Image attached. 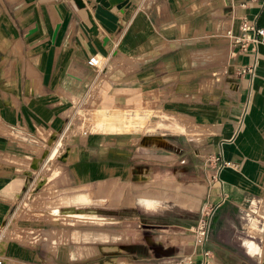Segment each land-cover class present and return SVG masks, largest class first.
I'll use <instances>...</instances> for the list:
<instances>
[{"label":"crops","instance_id":"1","mask_svg":"<svg viewBox=\"0 0 264 264\" xmlns=\"http://www.w3.org/2000/svg\"><path fill=\"white\" fill-rule=\"evenodd\" d=\"M83 2L79 7L73 0H0V228L11 193L26 186L33 174L28 175L26 166L40 154L37 144L52 133L66 141L67 130L72 138L65 156L57 157L53 183L57 189L74 187L76 193H88L94 184L95 208L102 204L104 185L111 184L110 215L127 220L128 226L111 231L127 242L134 236L133 244L122 249L126 264H158L145 253L160 246H174L175 264H264V43L258 46L253 70L238 73L252 64V56L228 58L224 35L235 27L229 12L264 28V0ZM89 19L95 33L87 30ZM91 57L96 66L87 64ZM157 99L160 106L153 109ZM87 105L93 107L95 129L70 134L72 121H77L68 112ZM200 110L211 118L205 126L219 127L204 135L210 146L203 153L230 163L216 178L202 179V200L216 204L204 242L206 263L193 233L180 247L158 242L169 240V226L154 213L168 200L145 193L136 201L134 194L138 176L150 181L152 174L167 175L168 170L174 176H202L179 143L184 128L199 125ZM168 111L173 118H166ZM183 111H190V120L179 113ZM160 114L165 117L161 129L174 123L171 129L181 131H148V122ZM192 140L198 143L197 137ZM49 160L47 152L36 170L48 172ZM123 185L128 194L120 196ZM48 200L42 209L53 216L46 209ZM176 222L171 235L183 228ZM117 241L108 248L119 249ZM6 245L0 251L3 258ZM136 250L144 255L136 256Z\"/></svg>","mask_w":264,"mask_h":264},{"label":"rangeland","instance_id":"2","mask_svg":"<svg viewBox=\"0 0 264 264\" xmlns=\"http://www.w3.org/2000/svg\"><path fill=\"white\" fill-rule=\"evenodd\" d=\"M157 102L158 99L155 102L156 104L154 103V105L157 106H152L153 109L159 108L160 105H158L159 102ZM77 108L78 107L74 109L78 110L77 112L75 111V113H72L73 110L68 112V115H74L76 118L75 120L77 121L74 123L72 121L73 126L70 130V134L78 133V131L80 133L87 131L89 132L95 129L96 125L93 124L92 120L93 107L91 108L87 105L81 107L80 110ZM179 113L183 115L185 114V116L188 115L186 119L190 120V111H183ZM171 114L173 113L168 111L166 118H173L172 116H170ZM205 114L206 112H203V110H200L198 112V121L196 123H198L199 125L184 128L182 130L183 138H180L183 144L181 143V141H179L182 152L184 154L189 153V155L192 156V158L191 156H187L189 157V162L195 164L199 169L200 175H202L197 176L199 177L198 180L200 179L199 182L192 180L186 181L188 179L194 180L197 178L195 177L194 172L192 174L186 173V175L181 174L179 176H174L171 174L173 172L168 170L167 175L152 174L150 177V181H143V176L137 177V179H140V186H135L139 187L136 188L134 193L137 195V197L135 195L136 201L141 196L145 195V193L158 195L161 194L164 199L168 200L167 203L161 204L164 209H157L156 213L153 212L156 218L161 217L160 219L165 220L167 222V225L169 226L165 228L169 233L167 235V239L169 240L165 243L162 240L158 241L162 244L176 243V247H180L178 246L179 243H187L188 240L191 239V235L193 233L192 227L196 225V222L201 215V209L205 206V203L208 204L206 201L202 200L204 190V183L202 179L205 178L206 181H209L211 179L210 175L212 170L214 169V160L212 159V154L203 153L202 149L206 146H210V143H208V140H206L204 135H208V133H210L212 130L219 129V127L208 128L207 126H205L206 122L211 120L210 117L204 116ZM162 118L165 117H162V115L160 114L159 119H151L147 125L148 131L156 134H158L159 132L166 134L170 132L177 133V131H181L178 129H171V125L174 123H167V128L161 129L160 125L164 127ZM0 131L2 130L0 129ZM49 132L47 131L46 133L42 134V139H44V136L48 135ZM64 134L67 136V139L66 141L64 139L60 141L61 145L57 150H55V147L50 148L54 141L55 134L53 133L46 137V142L41 141L37 144L38 146H40V148L37 149V151L40 150V154H38V157L30 160L28 166H26V170L29 172L28 175L30 173H33L32 176H27L26 178L28 184L22 189L18 188L15 193L13 191V193H11V198L8 204V208L10 207L9 213L2 223L5 233L2 235L0 240V251L3 249V246L7 244L5 246V250L3 251V256L4 259L7 260L8 264H126L125 260H127V255L125 252L123 253L122 249L127 246V244L125 243L131 242L130 245L133 244L134 236H130L129 242L125 240L117 241L116 245L120 244L119 249L117 247L115 249H110L108 248V246L111 245V243L81 240L79 236L76 235V231H80V233L83 234L82 232L87 228L106 229L110 231L116 225H119V229L128 228V226L126 225L127 220L123 221L124 219H119L118 221L112 218V216L110 215L111 211L113 210L111 206L112 204H110V195L112 194V187L110 183L108 185H104L102 204L101 206L97 205L96 208L94 206L96 200L93 199L94 184L87 187L88 193H91L90 199H88L87 205L82 206V208L76 209L77 211L81 210L80 212H77L75 210L74 205L77 203H83L85 201L64 202L63 197L54 198L56 196H62L64 194L76 193L74 191V187L57 189L56 182L53 183V178L56 174V171H53V167L59 161L57 157L60 155L61 157L65 156L67 151L65 150V148H67L66 142L72 138L70 137V135L68 136L67 130L66 133L64 132ZM185 135L188 140H185ZM194 137L198 138V143L193 140L191 141V139ZM30 141L34 142V139H31ZM225 145L226 144L224 143L223 146ZM47 152L49 155H51L52 152H55L52 156H50V160L48 161L51 163V165H46V168L43 166L41 167L45 168V171L48 170V172H43L41 169L40 171H37L36 169L39 162ZM52 157L54 158L52 159ZM48 162L44 164H48ZM33 170L35 171L33 172ZM37 173L39 175L37 178H35ZM40 173L42 175H40ZM45 173L47 174L45 175ZM44 175L46 176V181ZM147 177L149 178V175H144V178ZM175 179L184 181L177 182L175 181ZM144 187H150L152 190L142 192L141 190L144 189ZM161 187L166 189L164 193H160L157 190ZM15 194H17L16 197ZM125 194L127 195L128 191L126 190V186L123 185V191L119 193V195L124 196ZM48 198H50L51 200L46 201V209L48 210V212L52 209L60 210L61 213L58 214L59 216L54 215L53 213L50 214L54 217L49 216L43 211V203ZM175 204L184 208L178 207ZM263 205L264 199L261 204V210ZM60 206H64L63 209H61ZM67 211H73L75 214H95L97 218L100 217L99 220H101L103 223L99 225H97L96 223H79L78 221L81 220L79 218L75 217V221L74 218L66 217L65 215L68 213ZM124 218L126 219V217ZM174 221H177L176 224L181 221L183 228L181 229L180 233L175 234L173 232V235H171V229H175L174 226H172ZM5 227H7V229H4ZM176 230L179 229L176 228ZM174 235L176 237H174ZM173 249L174 246H169L166 250H162L160 246L157 250H153L150 255L147 253H145V255L152 257L150 259L152 263L157 262L158 264H175V260L179 257H176L174 255ZM134 252L136 256L144 255V252L142 251L139 252L138 250H136Z\"/></svg>","mask_w":264,"mask_h":264},{"label":"built area","instance_id":"3","mask_svg":"<svg viewBox=\"0 0 264 264\" xmlns=\"http://www.w3.org/2000/svg\"><path fill=\"white\" fill-rule=\"evenodd\" d=\"M229 21L235 22L234 28H227L224 31V35L227 39V57L234 60L236 57L249 54L252 56V64L248 66H242L239 68L238 73H245L246 71H252L255 66V57L257 55L258 46L264 43V28L256 25L253 21L246 19L244 16H235L228 13ZM88 65L96 66V63L91 57L87 60ZM61 136L54 139L50 148L55 147V150L61 145ZM50 150V149H49ZM214 160V169L211 172V179L216 178L218 170L223 166H228V161L220 160L217 154H212ZM50 155L48 154V158ZM210 179V180H211ZM216 204H206L201 209V215L196 222V225L192 227L194 235V243L200 247V253L203 257V262L206 263L205 257L208 256V250L204 248V242L207 235V225L209 218L214 211ZM3 235V229L0 228V240ZM0 264H8L0 255Z\"/></svg>","mask_w":264,"mask_h":264},{"label":"bare ground","instance_id":"4","mask_svg":"<svg viewBox=\"0 0 264 264\" xmlns=\"http://www.w3.org/2000/svg\"><path fill=\"white\" fill-rule=\"evenodd\" d=\"M54 151V150H53ZM55 152H52L50 156H52ZM50 158V157H49ZM91 193H72L69 195L63 196L64 202H77V201H85L90 199ZM68 213L65 215L68 218H79L81 220H77L79 223L83 224H88V223H96L97 225L103 223L99 218L96 217L94 214H84V213H79L75 214L73 211H67ZM49 213H53L54 215L59 216L60 210L58 209H52L49 211ZM264 214V211H263ZM76 221V220H75ZM76 235L79 236L81 240H91V241H100V242H106V243H112L117 240H121L122 236L117 235L116 233L106 230V229H84L82 232L83 234L80 233V231H76Z\"/></svg>","mask_w":264,"mask_h":264},{"label":"water","instance_id":"5","mask_svg":"<svg viewBox=\"0 0 264 264\" xmlns=\"http://www.w3.org/2000/svg\"><path fill=\"white\" fill-rule=\"evenodd\" d=\"M121 0H108V3L109 4H114V3H118L120 2ZM73 2L79 6V7H83L84 6V2L83 0H73ZM85 2H87V0H85ZM90 21V26L87 28L88 32H91V33H95L96 32V28L94 27L92 21L89 19ZM57 28H58V23L55 24L54 26V29L52 31V34H51V37H50V40L53 41L54 39V36L56 34V31H57ZM29 33V31H28ZM103 41H105V39H103Z\"/></svg>","mask_w":264,"mask_h":264}]
</instances>
